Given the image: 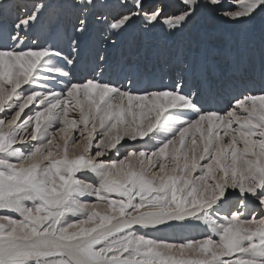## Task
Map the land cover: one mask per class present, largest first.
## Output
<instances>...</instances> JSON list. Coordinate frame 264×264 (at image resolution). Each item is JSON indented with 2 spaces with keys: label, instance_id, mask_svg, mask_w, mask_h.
<instances>
[{
  "label": "snow or ice",
  "instance_id": "obj_1",
  "mask_svg": "<svg viewBox=\"0 0 264 264\" xmlns=\"http://www.w3.org/2000/svg\"><path fill=\"white\" fill-rule=\"evenodd\" d=\"M74 6L81 36L96 3ZM46 7L0 31V264H264V89L205 108L183 77L144 85L106 55L78 79V37L66 52L30 35ZM121 7L97 17L112 35L136 18L181 32L201 8L243 27L264 15V0ZM174 222L199 238L149 231Z\"/></svg>",
  "mask_w": 264,
  "mask_h": 264
},
{
  "label": "bare ground",
  "instance_id": "obj_2",
  "mask_svg": "<svg viewBox=\"0 0 264 264\" xmlns=\"http://www.w3.org/2000/svg\"><path fill=\"white\" fill-rule=\"evenodd\" d=\"M18 1H20L21 3L18 4L19 3ZM40 1H41V3H44L46 5H49L50 2L51 3L55 2L56 4H59L58 0H54V1L53 0H0V16L2 15L0 18H3L4 20L3 19L2 20L5 21L4 23L0 22V31L9 30L11 28L12 24L14 23L15 19H16L15 14H14V10L13 11L10 10L9 5H11V8H15V6L17 4H18V7L19 6L28 7L29 5L35 4L36 2H40ZM104 1H106V0L95 1V3L98 4V7L100 8L99 13L108 14L109 12H106V9L108 7L115 8L114 14L120 10H124L121 7V4L123 2H125V0H116L113 2L116 4H107V3L104 4L103 3ZM71 2H72V4H74L73 1H71ZM126 2L128 4H131V0L130 1L126 0ZM202 2H204V1L202 0ZM163 3L165 4V1ZM163 3H161V4H163ZM177 4H179V3H177V2L166 3V5H164V7H165V9L169 8V9H167L169 11H173L174 7ZM71 6L74 9L75 6L74 5H71ZM7 9H9V10H7ZM75 9L79 10L77 7H75ZM22 11L23 10H21V12ZM71 12H73V11H71ZM71 12H69V13H71ZM199 14L205 15L208 17H212L211 13L205 8H201L197 12V15H199ZM201 15L198 17H201ZM140 20H141L140 25H142L143 27L138 28L140 25L137 27L136 23L132 24L125 32L118 35V37H117V35H112L111 33H109L107 31L105 23H103V28H100L101 30H99V32L102 31L104 33V36H102V35L100 36L98 31H96V32H94L95 30L93 31L94 27H97V26H94V25H96V23H94V22L91 23L88 31L85 34L78 37L79 42L81 44H83L82 42H84L86 39H91V41H89V40H88L89 42L87 41L90 45H87L88 47H84L83 50H86V48H89V49L87 51H84V52L82 51V53H80V57H79L80 63L77 64V66H76L77 69H75V70H77V75L75 74L74 76L76 78L80 79V76H82V74L83 75H89L91 73L92 69L95 67V61H96L95 55L97 52V51L95 52V50H97L101 47H104L106 45V43L108 42L109 37L112 36V37H116L117 40L119 38L120 39L118 41L119 44L118 45L116 44L114 47H112V49L109 50V52H112L111 57H113V61L111 60V58L109 59V57H107L106 63H107V66L109 68L116 69L121 64L122 61L126 63L125 58H127L129 56H136L135 54H138V53H141V55L143 54L144 58H146V59L148 58V60H150L155 55H157V58L159 57L161 59V61H165L164 58H166V63L169 64V67L166 68L167 72L165 73L164 76H162V79L164 77V80L167 84L166 86L167 87L171 86V84L168 83L169 79H171V78L173 79V77L175 79L183 77L185 84H186V87H187V90H189V91H197L198 90L199 91L201 102L204 104L205 108H213L214 109V106H212V104H211L212 101H217V98H221L224 100L225 95H228V94H229L228 97L230 95H232L233 93L237 94L239 92H243L244 94H247L249 92L253 93V94H258L262 89H264V64H263L264 62L262 63L263 66L261 65L262 67L259 66L258 64L256 65V63L254 66V63L253 62L251 63L252 59H256V58H258V59H256V62H258L259 64L263 61V60H260V58L264 57V28L258 29V31H257L258 33L256 35L257 37L255 38V42L254 41H253L254 43L250 42L251 43L250 44L249 39L251 40L250 37H251L252 32H250L249 29H245V28L243 29V27L239 28V26L236 28V25H231L230 23L223 22V21H222L223 23H220V24L216 23L217 25L222 26V28H217L215 30H213L214 29L213 28V26H214L213 25L214 24L213 19L207 20L208 25H206L204 23V21H202L203 24L201 25V27H199V24L201 22L196 25V28H195L196 34H194V33H191L192 26L190 23L181 32H170L162 24L157 25L155 28H146L142 19H140ZM40 21L42 23L43 22L44 23L49 22V23L45 24L44 27L38 26V25L36 27V25H35L31 31L30 35L36 34L35 35L36 38H41V33L43 30H45V32H46L45 36L48 37L46 39V41L49 42V41L55 40L56 42L61 44V46L67 47V50L71 48L69 40L71 38H77L76 37L77 34L72 29H70V27L67 26V24L63 25V22H61L62 20L60 21V18L54 19L53 15H50V14H47L44 17H42ZM48 25L50 28L49 27L47 28ZM51 26H54V27L51 28ZM91 28H93V29H91ZM206 28H211V29L207 30ZM204 29H206V30H204ZM236 29H242V32H240V33L236 32L237 34L232 36L231 31H234ZM157 31H158V33H157ZM189 31H190V33H189ZM137 32H139V33L141 32V34L143 33L142 39L145 35L151 36V40H149L150 42L147 43V45L145 44L146 47H142V45L140 43H138V41H137V34L138 33ZM180 33H182V35ZM107 34L109 36L108 38L106 37ZM179 34L181 35V38H180V41H177L176 44H178L181 47L178 48V51L172 50L171 44H173L174 39L176 38L177 35L179 36ZM220 34H224V36H221L220 38H218ZM160 36H161V39H160L161 41H160V44H159L158 50H157L156 49L157 46H154L153 43L155 40H158V37H160ZM207 37L210 38V40H211V43L209 45L211 51L210 50L209 51L212 52L210 58L213 59L214 63H211L210 58H209V60H207L208 57H207L206 61H204V63L201 60V58L204 57L205 54H207L206 51H208L207 48H206V50L204 49V47H205L204 43L208 39ZM43 39H44V36H43ZM42 40H41V42H42ZM117 40H115V41H117ZM62 41H64V42H62ZM103 41H105V42L103 43ZM193 41H195L196 44H195L194 48L191 50L190 48H187V47L191 46V43ZM140 42H141V40H140ZM108 43H110V42H108ZM233 44H234V46H233ZM82 46H84V45H82ZM176 49H177V47H176ZM204 50H205V52H204ZM175 51H177V52L181 51L182 53L184 52V54H185L184 56L186 58L184 57L185 60L183 63L186 64V70L182 71L183 68L179 67V65H178L179 61L176 59L178 56L176 58H174L175 57L174 56ZM232 56L235 57V60H237L238 57L241 58V60H240L241 63L237 64V65L241 64V66H239V67L235 66V68L231 67V65L233 64V57ZM117 62H119V64H117ZM209 63H211V64L209 65ZM152 64H154V62ZM180 64H182V63L180 62ZM150 67H152V65ZM200 67H202L201 70L199 72L196 71V70H199ZM146 68H148V67H146ZM189 69L190 70L192 69L194 71V73H193V74H195L194 76L197 77V75H199V80H201V78H203L204 80L197 82V78L195 80V77L192 79L193 76L188 77V75H190L189 71H188ZM202 75H203V77H202ZM154 76L155 75H153L152 77H154ZM160 76H161V74L158 71L156 82L155 81L152 82L150 79V81L152 83L149 82L150 84H148V85L149 86L155 85V86L159 87L160 79H161ZM144 80H143V84L146 85V82H144ZM152 80H155V79H152ZM173 82L174 81H172V83ZM198 84L200 86H197ZM226 86L229 87L230 89H228ZM233 88H235V89H233ZM212 89H216V90L213 91ZM245 89H246V92L244 91ZM236 96H238V95H236ZM206 98H210L211 101L206 100ZM229 98L227 100H225L226 102H224L225 103L224 107L229 105V103H230ZM197 233H198V231H197Z\"/></svg>",
  "mask_w": 264,
  "mask_h": 264
},
{
  "label": "rangeland",
  "instance_id": "obj_3",
  "mask_svg": "<svg viewBox=\"0 0 264 264\" xmlns=\"http://www.w3.org/2000/svg\"><path fill=\"white\" fill-rule=\"evenodd\" d=\"M54 1V0H53ZM71 1H73V3L75 2V0H58V3L59 4H56L55 2H50V4L49 5H47V7L43 10V16L41 15V18L42 17H44L45 15H47V14H50V15H53V18L54 19H59L60 18V21L61 22H63V25L64 24H67V26H69L70 27V29H72L73 30V26L74 25H76V23H77V18L79 17V15H80V11L79 10H76L75 9V7H74V9H73V7L71 6V5H74V4H72V2ZM95 1H97V0H95ZM107 1V2H106ZM106 1H104L103 3L104 4H116V3H113L114 1H116V0H106ZM128 1H130V0H128ZM145 1V2H144ZM165 1V4L163 3ZM204 1V0H203ZM19 2V3H18ZM17 3L18 4H20L21 2L20 1H18ZM71 2V3H70ZM109 2V3H108ZM112 2V3H111ZM175 2H177V3H179V0H143V3H144V5H145V9L146 10H150V9H152V8H154V7H156L157 5H159V4H161V3H163L164 5H166V3H175ZM224 2L227 4V3H229L230 2V0H224ZM36 3H41V1L40 2H36ZM35 3V4H36ZM69 3V4H68ZM18 4L15 6V8H11V5H9V9L10 10H14V14H15V17H17V16H19V15H21L22 13H23V11L25 10V9H27L28 11H31L32 10V8H33V5L34 4H31V5H29L28 7H21V6H19L18 7ZM22 5V4H21ZM68 5V6H67ZM178 5V4H177ZM52 6V7H51ZM70 6V7H69ZM50 8V9H49ZM113 7H108L107 9H106V12H109L108 14H106V13H99V11H100V8L98 7V4H96V7L94 8V9H92L91 10V12H90V14L88 15V29H89V27H90V24L91 23H96V25H94V26H97V27H94V29L93 28H91V29H93V31L94 32H96V31H98V33L100 34V36L102 35V36H104V33L102 32V31H100L99 32V30H101L100 28H103V22H101V21H98L97 20V17H107L108 19H111V17L112 16H115V15H117V14H119V13H121L122 11H125V9L124 10H120V11H118L117 13H115L114 14V11H115V8H113ZM9 9H7V10H9ZM167 9H169V8H166L165 9V11L166 12H171V11H169V10H167ZM21 10H23L22 12H21ZM76 10V11H75ZM48 11V12H47ZM71 11H73V12H71ZM69 12H71V13H69ZM201 14H199V15H196L194 18H193V20L190 22V24H191V26H192V31H191V33H194V34H196V25L197 24H199L200 22V24H199V27H201V25L203 24L202 23V21H204V23L206 24V25H208V19L210 20V19H213V30H215V29H217V28H222V26H219V25H217L216 23H223V22H225V21H223L222 22V20L220 21V20H218V19H216L212 14V17H208V16H205V15H201V17H198V16H200ZM2 16V15H1ZM0 16V17H1ZM203 17V18H202ZM259 17V18H258ZM41 18H40V20H41ZM73 18V19H72ZM205 18V19H204ZM207 18V19H206ZM3 18H0V22L1 23H4L5 21H3L2 20ZM91 19V20H90ZM39 20V22L36 24V27H37V25L38 26H42V27H44V25L45 24H48L49 22H41ZM73 20V21H72ZM48 21V20H47ZM139 21V22H138ZM199 21V22H198ZM257 21V22H256ZM101 22V23H100ZM136 23V26L138 27L140 24H141V20H140V18L138 19V18H136V19H134V21H133V23L132 24H135ZM138 24V25H137ZM232 25V24H231ZM230 25V26H231ZM49 27V25L47 26V28ZM54 26H51V28H53ZM140 27H143L142 25H140L138 28H140ZM238 27V25H236V28ZM243 26H239V28H242ZM46 28V29H47ZM50 28V27H49ZM249 29V31L250 32H252L251 33V40L249 39V43L251 42H255V38L257 37L256 35H257V31H258V29H263L264 28V15H257L256 17H255V19L253 20V21H251V22H249V24L247 25V27H243V29ZM207 30H209V29H211V28H206ZM206 29H204V30H206ZM54 30V29H53ZM44 32V33H43ZM232 32V36H234L235 34H237V33H240V32H242V29H236V30H234V31H231ZM237 32V33H236ZM45 30H43L42 31V33H41V38H37V39H43V36H44V39L42 40V42L43 43H46V42H48V41H46V39L48 38L47 36H45ZM48 33V32H47ZM56 33V32H55ZM138 34H137V41H138V43H140L141 45H142V47H146V45H147V43H149L150 41L149 40H151V36H144L143 37V39H142V34H141V32L139 33V32H137ZM157 33H158V31H157ZM189 33H190V31H189ZM181 35H182V33H180ZM179 34V36L177 35L176 36V38L174 39V42H173V44H171V49L172 50H177L178 51V48H180L181 46H179L178 44H176L177 43V41H180V38H181V35ZM203 34V33H202ZM225 34V33H224ZM224 34H220L219 35V37L218 38H220L221 36H224ZM36 34H34V35H32L34 38H36V36H35ZM76 37H79L78 36V34H77V36ZM107 38L109 37L108 36V34H107V36H106ZM118 37V36H117ZM153 38V37H152ZM155 38V37H154ZM208 38V37H207ZM120 39V38H119ZM119 39L117 40V38L116 37H112V36H110L109 37V39H108V42H110V43H106V45L104 46V47H101V48H99V49H97V50H95V52H96V55H95V58L98 56V55H106V57H109V59L111 58V60L113 61V57H111L112 56V52H109V50L110 49H112V47H114L113 45H112V43H111V41L112 40H117L116 41V43H115V45L117 44H119ZM161 39V36L160 37H158V40H155L154 41V43H153V45L154 46H157L156 47V49L158 50V46H159V44H160V40ZM41 40H40V42H41ZM91 41V39H86L84 42H82L83 44H81L80 43V48H79V53H82V51L84 52V51H87L89 48H86V50H83L84 49V47H88L87 45H90L88 42L89 41ZM140 40H141V42H140ZM209 40V41H208ZM88 41V42H87ZM41 42V43H42ZM50 42V41H49ZM62 42H64V41H62ZM87 44H86V43ZM105 41H103V43H104ZM146 42V43H145ZM253 42V43H254ZM191 43V42H190ZM210 43H211V40H210V38H208L206 41H205V43H204V45H205V47H204V49L206 50V48H207V50L208 51H206V53L207 54H205V56L204 57H202L201 58V60H202V62L204 63V61H206V59H207V57H208V59L207 60H209V58L211 57V54H212V52H210L211 50H210V47H209V45H210ZM250 43V44H251ZM146 44V45H145ZM175 44V45H174ZM195 41H193L192 43H191V46H188L187 48H190L191 50L194 48V46H195ZM203 44V43H202ZM82 45H84V46H82ZM203 45V46H204ZM173 46V47H172ZM177 47V49H176V47ZM208 46V47H207ZM233 46H234V44H233ZM64 48H65V51L67 52L68 50L70 51L71 50V48L70 49H68L67 50V47H65L64 46ZM174 48V49H173ZM91 49V48H90ZM104 50V51H103ZM205 50H204V52H205ZM210 50V51H209ZM177 51H175V57L174 58H176L177 56V60L179 61V67L180 68H183L182 69V71H184V70H186V64H184L183 62H184V60H185V54H184V52L182 53L181 51L180 52H177ZM244 51V50H243ZM235 52V51H234ZM136 56H129V57H127V58H125V60H126V64L127 65H134L138 70H139V74L141 75L140 77H141V80L143 81L144 79V82H146V85H148V84H150L149 82H153V81H155L156 82V79H157V75H158V71H159V73L161 74V79H160V85H159V87H165L167 84H166V82H165V80H164V77H163V79H162V76H164L165 75V73L167 72V67H169V64L168 63H166V58H164V60L165 61H161V59L158 57L157 58V55H155V56H153L150 60H148V58L146 59V58H144V56H143V54L141 55V53H138V54H135ZM180 55V56H179ZM136 57V58H135ZM185 57V58H184ZM233 57V64L231 65V67L232 68H235V66L236 67H239V66H241V64L240 65H237L238 63H241V58L240 57H238V59L237 60H235V57L234 56H232ZM154 58V59H153ZM204 58V59H203ZM262 58V57H261ZM260 58V60H263L260 64L258 63V62H256V59H258V58H256V59H252V61H251V63L253 62L254 63V66H255V63H256V65L258 64L259 66H263V62H264V57L261 59ZM159 59V60H158ZM211 59V63H214V61H213V59L212 58H210ZM139 61V62H138ZM154 62V64H152ZM180 62L182 63V64H180ZM79 63H80V61H79ZM78 63V64H79ZM211 63H209V65L211 64ZM263 63V64H262ZM117 64H119V62H117ZM142 64V65H141ZM152 65V67H150ZM168 65V66H167ZM258 66V67H259ZM261 66V67H262ZM146 67H148V68H146ZM156 67V68H155ZM150 68V69H149ZM201 68L202 67H200V69L199 70H196V71H200L201 70ZM77 69V68H76ZM142 69V70H141ZM145 69V70H144ZM148 69V70H147ZM152 69V70H151ZM157 70V71H156ZM165 70V71H164ZM192 70V69H191ZM190 69L188 70L189 71V74L190 75H188V77L190 76V77H192V79L195 77V80H196V78H197V82H200L201 80H204L203 78H201V80H199V75H197V77L196 76H194L195 74H193L194 73V71L192 70L191 71ZM154 71V72H153ZM164 71V72H163ZM153 72V73H152ZM148 73V74H147ZM77 75V70H75L74 71V75ZM145 74V75H144ZM151 75V76H150ZM153 75H155L154 77H152ZM86 76H88V75H83L82 74V76H80V79H82V78H85ZM146 76V77H145ZM152 77V78H151ZM156 77V78H155ZM202 77H203V75H202ZM149 78V79H148ZM150 79H151V81H150ZM152 79H155V80H152ZM178 79V78H177ZM177 79H175L174 77H173V79L171 78V79H169V84H173L174 82H176L177 81ZM163 80V81H162ZM172 81H174L173 83H172ZM151 82V83H152ZM165 82V83H164ZM164 83V84H163ZM163 84V85H162ZM162 85V86H161ZM149 86V85H148ZM197 86H200L199 84L197 85ZM227 87V86H226ZM228 89H230L229 87H227ZM236 88V87H235ZM235 88H233V89H235ZM226 89V88H225ZM213 91H215L216 89H212ZM245 92H246V89L244 90ZM241 93H243V92H241ZM240 93V94H241ZM231 101V100H230ZM129 143H131V142H129ZM3 214H7V213H4V212H0V215H3ZM149 231H152L153 232V234L154 235H156V236H159V237H162V238H167V239H169V240H172V241H175V242H180L182 239H185V238H188V237H196V238H199V236H200V233H201V231H202V229L201 228H199V227H197L196 226V224H195V222H193L191 225H183V226H181L178 222H174L173 223V226L172 227H170V228H162L159 232H155L154 230H149ZM197 231H198V233H197Z\"/></svg>",
  "mask_w": 264,
  "mask_h": 264
}]
</instances>
